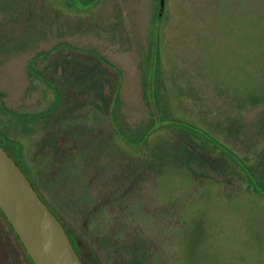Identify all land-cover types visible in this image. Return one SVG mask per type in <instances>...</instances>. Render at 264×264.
Masks as SVG:
<instances>
[{
  "label": "rangeland",
  "instance_id": "obj_1",
  "mask_svg": "<svg viewBox=\"0 0 264 264\" xmlns=\"http://www.w3.org/2000/svg\"><path fill=\"white\" fill-rule=\"evenodd\" d=\"M155 5L0 0V107L34 113L60 98L30 130L0 111L6 149L32 170L86 264H264V0H164L153 23ZM55 45L31 75L30 58ZM156 58L163 112L182 125L163 127L152 148L112 121L132 135L149 124L142 73ZM190 123L252 163L257 195ZM0 240V264H26L18 244Z\"/></svg>",
  "mask_w": 264,
  "mask_h": 264
},
{
  "label": "water",
  "instance_id": "obj_2",
  "mask_svg": "<svg viewBox=\"0 0 264 264\" xmlns=\"http://www.w3.org/2000/svg\"><path fill=\"white\" fill-rule=\"evenodd\" d=\"M163 11L159 2L158 17ZM0 210L33 264H83L60 221L0 146Z\"/></svg>",
  "mask_w": 264,
  "mask_h": 264
},
{
  "label": "trees",
  "instance_id": "obj_3",
  "mask_svg": "<svg viewBox=\"0 0 264 264\" xmlns=\"http://www.w3.org/2000/svg\"><path fill=\"white\" fill-rule=\"evenodd\" d=\"M160 1H162L163 5H164V0H156L155 12H154V15L152 17L153 23L157 20V12H158L157 10H158V6H159ZM156 32L157 31L153 30V27H152L150 30L152 38ZM155 35H156V37H158V32ZM150 41H151V39H149V42ZM57 47H58V45H55L51 49L40 51L35 56L31 57L29 62H28L29 73L32 75V73H33L32 64L36 60H38L41 57H45L48 54L50 55L54 50L57 49ZM92 56L95 59H97L99 62L104 64L105 66H107L111 69H114V66L109 61H107L105 58L101 57L100 55H92ZM159 64H160L159 60H157V58H156L155 66H154V68H152L150 60L147 59V65L145 66L143 73H142L143 92H144V96H145L147 105L150 108V114H151L149 124L143 128L134 129V131L136 133L134 135H132L131 133H129V132H131L132 129H129L128 130L129 132H127V133L122 131L121 127L119 126V124L116 120V118H117L116 116H115L116 121L115 120L112 121L113 126L115 127V130L116 131L118 130L117 132H119V134H121L122 136L128 135L129 140L132 139L135 143H139V144L148 143V145H150L152 148L154 147V145L152 146V144L155 142L157 137L158 138L160 137L159 135L161 134L163 127H169L170 126V127H175V128L180 129V127L182 125V121L179 120V118L170 117L167 114L165 115L163 112V107H165V105L167 106V104H165V102L167 103V100L164 102L165 105L163 103H161L160 92L158 90L159 74H160ZM45 80L47 82L46 84L49 85L50 87H52L51 85H53V84L50 81H47V79H45ZM118 86H119V82L117 81L115 86H113V89L111 92V96H110V102L111 103H110V105L112 104L113 106H116V105H118L117 102L119 103V88H118ZM59 99L60 98L58 97V95H55L54 99L52 100V102L50 103L48 108H46L45 110L39 111V112L19 114V113L14 112V111L7 110V108H5V107H0V111L5 112V113L6 112L10 113V115L12 117L18 119L19 121H23L24 118H26L25 119L26 122H29V123H27V124L23 123V125H26L27 129L30 130L32 128V124L36 120L39 121V120L46 119L51 114H53V112L57 108V105H59ZM186 126L189 129L188 132L190 133V135L197 136L198 138L202 139L204 142H206L204 144L208 145L213 150L219 151L228 160H230L232 163H234L238 167V169L242 172V174L244 175V177H245V183L244 184L247 187L250 194H252V195L258 194V192L261 190V186H260V183L257 179L255 172L253 171L252 163L249 160H246L237 151H235L228 144L223 142V140L220 137L212 135L211 133H209L205 129H202L201 127H198L192 123H190L189 126L188 125H186ZM0 136H3V134L0 133ZM4 139L7 142L10 141V139L5 137V136H4ZM11 142L15 143L14 141H11ZM15 146L18 147V149H17L18 155L20 156L21 150L19 149L18 145H15ZM151 154L152 155L154 154L153 150H152ZM154 157H155V154H154ZM20 158H21V156H20ZM17 160H18L17 162H19V159H17ZM23 170H24L23 172H25V174H27V176H29L28 179L30 178L29 181L31 182V184H33V186L36 187V185L34 183L35 177L34 176L32 177L29 174V173H31L32 170H30V168L27 166L25 168L23 167ZM250 187L252 188L251 190H249ZM110 213H111V211L109 212V214ZM107 218H111V216H109ZM62 225L64 226V224H62ZM64 228L66 230V233H67L75 251L77 253H80L82 250L80 240L77 239L76 237H74V232L72 230H70L67 227V225H65ZM21 247H22L24 253L26 254L27 258L29 259L30 263L33 264L30 257L28 256V254L26 253V251L22 245H21ZM160 264H163V263L160 262Z\"/></svg>",
  "mask_w": 264,
  "mask_h": 264
},
{
  "label": "flooded vegetation",
  "instance_id": "obj_4",
  "mask_svg": "<svg viewBox=\"0 0 264 264\" xmlns=\"http://www.w3.org/2000/svg\"><path fill=\"white\" fill-rule=\"evenodd\" d=\"M0 146L6 151V153L15 161V163L20 167V169L22 171L23 170V166L20 164V162H17L18 160V157L17 155H11L7 149H6V144H7V141L4 139V136H2V138H0ZM18 152V150L16 151ZM25 174V172H23ZM25 176L28 178L27 174H25ZM29 180V179H28ZM30 182V181H29ZM31 183V182H30ZM33 189L36 191L37 195L39 196V191H37V189L35 188V186H33V184H31ZM40 197V196H39ZM40 199L43 201V199L40 197ZM43 203L45 204V202L43 201ZM46 205V204H45ZM46 207L50 210V208L46 205ZM51 211V210H50ZM52 212V211H51ZM53 213V212H52ZM54 214V213H53ZM58 220L59 217H56ZM61 221V220H60ZM9 222L7 221L6 217L4 216V214L1 212L0 210V226H1V231L2 233L7 237V235L10 237V241L12 244H18L20 250L23 251L21 245L22 243L20 242L19 238L17 237L16 233L14 232L13 228L11 227V225L8 224ZM61 224H63L62 222H60ZM65 225H66V222H64ZM64 227V226H63ZM65 229V228H64ZM66 231V230H65ZM2 233L0 234V238L2 239ZM0 244H4L2 240H0ZM23 246V245H22ZM73 246V245H72ZM24 248V247H23ZM26 251V250H25ZM24 253V251H23ZM27 253V252H26ZM77 253V252H76ZM81 262L86 264L85 261L83 260L82 258V255H81V252L80 253H77ZM25 255V262L26 264H31L29 259L27 258L26 254L24 253ZM29 256V255H28Z\"/></svg>",
  "mask_w": 264,
  "mask_h": 264
}]
</instances>
